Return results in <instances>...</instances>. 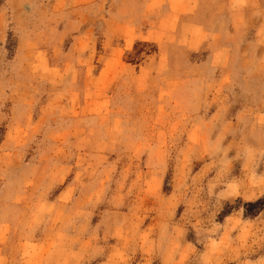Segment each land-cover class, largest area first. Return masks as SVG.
Listing matches in <instances>:
<instances>
[{"label":"rangeland","instance_id":"obj_1","mask_svg":"<svg viewBox=\"0 0 264 264\" xmlns=\"http://www.w3.org/2000/svg\"><path fill=\"white\" fill-rule=\"evenodd\" d=\"M264 0H0V264H264Z\"/></svg>","mask_w":264,"mask_h":264},{"label":"trees","instance_id":"obj_2","mask_svg":"<svg viewBox=\"0 0 264 264\" xmlns=\"http://www.w3.org/2000/svg\"><path fill=\"white\" fill-rule=\"evenodd\" d=\"M245 215L246 216H255L259 212L264 210V198L259 199L255 202L245 203Z\"/></svg>","mask_w":264,"mask_h":264}]
</instances>
